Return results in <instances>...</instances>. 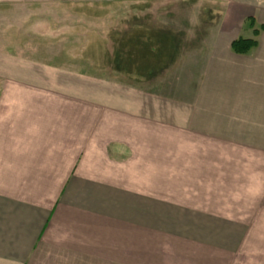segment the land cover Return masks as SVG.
<instances>
[{
  "label": "crops",
  "instance_id": "0c3cea01",
  "mask_svg": "<svg viewBox=\"0 0 264 264\" xmlns=\"http://www.w3.org/2000/svg\"><path fill=\"white\" fill-rule=\"evenodd\" d=\"M223 1V35L179 52L162 90L90 83L79 71L0 51V264H149L156 227L144 206L174 196V181L202 198L200 217L240 229L261 213L264 31L247 54L218 42L246 16L264 24V0ZM7 2L20 8L21 0L0 7ZM215 197L222 205L212 213ZM168 249L163 258L177 261ZM169 260L160 264H177Z\"/></svg>",
  "mask_w": 264,
  "mask_h": 264
},
{
  "label": "rangeland",
  "instance_id": "374dc122",
  "mask_svg": "<svg viewBox=\"0 0 264 264\" xmlns=\"http://www.w3.org/2000/svg\"><path fill=\"white\" fill-rule=\"evenodd\" d=\"M20 4V8L8 2L0 7V51L79 71L90 83L117 82L150 91L165 89L176 75L179 52L207 48L210 39L217 43L226 13L223 0H21ZM251 18L258 28L256 18L246 16L237 33L221 38L219 46L251 36ZM171 181L166 182L173 185ZM174 184L179 188H167L176 191L174 196L144 206L149 208L151 227H156L149 239V264L169 260L163 258L168 247L177 254V261L169 262L177 264L183 259L190 264H224L222 260L231 254L228 264H264V204L256 218L245 221V226L238 224L244 227L238 229V221L197 215L202 198L185 195L183 186L188 182ZM197 190L202 195L203 189ZM213 200L208 211L215 213L221 210L222 198ZM170 202L175 206L167 205ZM236 231L241 235H234ZM131 248L147 253L138 251L136 244ZM100 263L130 264V260Z\"/></svg>",
  "mask_w": 264,
  "mask_h": 264
},
{
  "label": "trees",
  "instance_id": "16d2710c",
  "mask_svg": "<svg viewBox=\"0 0 264 264\" xmlns=\"http://www.w3.org/2000/svg\"><path fill=\"white\" fill-rule=\"evenodd\" d=\"M254 20L250 19V27L253 28V37L239 36L231 41L230 48L237 54H247L258 46V40L256 37L260 31H264V24H261L258 28L253 27Z\"/></svg>",
  "mask_w": 264,
  "mask_h": 264
}]
</instances>
